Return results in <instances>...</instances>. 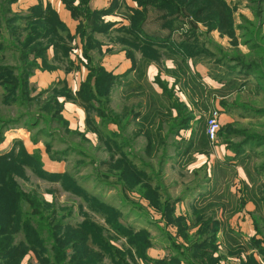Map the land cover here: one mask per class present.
Masks as SVG:
<instances>
[{"label": "trees", "instance_id": "obj_1", "mask_svg": "<svg viewBox=\"0 0 264 264\" xmlns=\"http://www.w3.org/2000/svg\"><path fill=\"white\" fill-rule=\"evenodd\" d=\"M18 1L0 0V37L2 38L0 49L4 48L7 42L14 45L17 43L19 49L16 55L20 66L16 67L21 70L22 66L27 70H21V74L16 76L13 74L14 66L0 64V86L4 89V103L11 105L12 100L16 101L19 98L20 103H25L23 98H26L27 102L32 104L41 97L45 90L35 96L27 95V89L32 90L28 80L29 70L35 67L43 69L37 59L41 58L47 65L50 49L54 51V59L62 63L67 61L69 65L67 73L74 69L79 70L83 63L88 73L80 82L79 88L74 91L68 87L66 96L58 93L53 95L52 92L53 96H50L42 109L44 112L50 111L53 118L50 119L51 121L57 119L67 132L81 135L82 140L90 142L87 139V132L91 131L96 135L99 144L103 145V150L108 153V159L104 160L106 169L118 177L125 189L133 193L137 192L148 200L149 205L162 216L165 228L161 227V229L168 231L172 228L176 231L174 235L168 233L171 232L170 230L166 233L171 245H177L180 250H176L177 253L173 254L170 260H158L157 264H179L178 260L184 261L185 264H193L185 258L186 252L191 258L196 259V264H217L218 259L214 258L212 253L206 256V251L209 246V249L215 248L211 243L214 242L221 227L216 218L217 209L220 205H224L218 199L225 191L231 193L230 187L227 190L226 187L220 191L218 189L216 193L210 192L208 195L210 203L207 206L195 207L197 211L194 213L195 220L190 223L185 214L177 213L176 204L182 198L180 196L173 198L163 193L161 167L160 172L154 174L152 165L144 162L140 155L131 150L135 140L144 136L146 142L143 150L150 156H157L158 152L162 157L172 145H177L180 157L193 156L191 161L194 160L195 153L210 154L208 136L197 128L199 118L193 108L199 109L201 104L205 108L209 107L208 104L215 99L216 92L220 96L219 103L227 107L229 102L224 98L229 93H224L226 90L236 89V78L233 75L235 73H231L232 69L228 67L227 72L229 71L230 74L224 81L223 92L219 86L217 89L220 92L211 91L209 88L206 90L201 74L192 69L194 64L191 61L194 62L195 59L204 56L210 57L211 53H203L202 50L196 52L194 50L196 41L176 44L170 40L147 35L143 31V23L147 15V7L151 6L172 13H180L182 9L187 11L191 8L198 15L212 17V23L220 25L222 18L219 15V8L224 2L214 0V5L211 0H134L136 6L126 8L128 23L118 27L117 21L106 20L104 16L118 9L121 5L120 0H112L110 6L104 9L93 8V0H62L73 19L78 22L76 33L72 35L68 25L51 3L44 4L43 1H39L28 9L18 12L12 7ZM174 23L176 20L164 23L163 26L166 25L174 30ZM114 32L120 33L114 41L122 45L127 56L132 60V67L124 74L108 71L98 58V55H101L102 41L97 38V34L110 36ZM9 37H16L15 43L14 40L10 41ZM76 39H79L80 43L74 46L73 42ZM76 47L82 48V56L77 54V57L73 58L72 51ZM166 59H172L176 63L175 74L183 81L184 89L188 91L189 103L181 100L174 88H169L168 84L159 77L157 80L162 88L161 93L148 80L147 69L150 64H161ZM237 61L241 60L237 59ZM241 63L245 62L241 61ZM247 63L249 68L263 67L261 61H247ZM220 64L219 61L216 63L214 61L209 67L212 69ZM132 72L135 73V78H129ZM122 79H126V102L120 111H116L110 106V96L113 87L121 83ZM62 97H66V101L61 100ZM68 101H73L84 108L88 131L82 132L69 127L70 124L62 113L65 102ZM241 105L245 106V104ZM20 118L21 116L11 120L0 116V127H8L11 121H18ZM110 124L117 126V129H110ZM131 125H134V128L129 130ZM190 129L191 135L183 138L181 131ZM3 134L4 130L1 129L0 140ZM137 158H140L144 166L149 167V171L144 167L140 168L135 161ZM7 159L0 157V258H4V262L1 263L17 264L18 258H24L30 251L35 253L40 264L46 262L105 264L106 259H110L112 264H132L127 258H152L147 253V250L153 246L149 234L138 236L132 234L128 239L125 225L108 219L110 215L107 213L111 211L110 208H107L106 212L104 205L98 206L97 213L106 217L108 227L112 231L126 234L129 248H122L114 240L104 236L102 233L104 228L88 215L82 222H72V211L69 210L70 218L64 216L66 207L56 202H49L44 197L37 198L24 193L17 184L15 175L18 177L24 175L25 162L21 160L10 162ZM114 165L117 166L118 172L112 170ZM59 179L64 181L62 185L65 190H72L88 200V192H81L80 186L74 179L64 176H60ZM224 184L228 186L229 181ZM245 187L249 189L248 184H245ZM228 196L230 198L227 202L228 206H234L232 203H237L235 195L231 193ZM214 200L216 201L213 202ZM192 229L195 233H190ZM180 239L182 243L179 242ZM6 258L10 259L6 260ZM262 259L264 261V258ZM248 261L250 264H262L253 256L249 257Z\"/></svg>", "mask_w": 264, "mask_h": 264}, {"label": "rangeland", "instance_id": "obj_2", "mask_svg": "<svg viewBox=\"0 0 264 264\" xmlns=\"http://www.w3.org/2000/svg\"><path fill=\"white\" fill-rule=\"evenodd\" d=\"M211 1L215 5L214 0ZM221 1L224 5L219 8V15L222 18L220 25L213 24L212 17L198 15L191 8L187 11L182 9L180 13H172L151 6L147 7V15L143 23V31L147 35L170 40L176 44L196 41L197 44L194 43L196 52L202 50L203 53H211L210 57L204 56L195 59L194 62L191 61L215 81V89L210 83L205 82L206 90L209 88L211 91L220 92L227 75L230 74L229 71L227 72L228 67L232 69L231 73H235L233 75L236 78V89L226 90L224 93H229L224 98L229 102L227 107L218 102L220 96L216 92L215 99L208 104L209 107L205 108L201 104L195 112L199 118L197 128L206 135L207 121L211 112L215 109L220 112L221 131L214 140L207 138L210 154L195 153L194 160L191 161L193 156L180 157L177 145H172L164 156L161 157L158 152L157 156H150L143 150L146 142L144 136L135 140L131 151L136 152L144 162L152 165L154 174L160 172L161 167L163 193L173 198L178 196L182 198L176 204L177 213L185 214L190 223L195 220L194 213H197L195 207L207 206L210 203L208 200L210 192L216 193L218 189L220 191L226 187L227 190L230 187V192L235 195L237 203L228 206L227 202L230 201L228 195L231 193L227 191L218 199L224 204L217 209L216 218L221 227L214 242L211 243L215 248L207 247L206 256L212 253V256L218 259L217 264H250L249 257L264 258V0ZM120 10V13L126 16L127 9L124 5ZM174 20H176L174 30L166 25L163 26L164 23ZM15 38L9 37V40H14L15 43ZM109 38L116 39L113 35ZM102 39L105 41L106 37L102 36ZM5 45L0 49V64L14 66L13 74L18 76L21 70L27 68L21 66L20 70L16 67L19 65L16 55L19 49L17 43L14 45L7 42ZM101 55H98V58H101ZM76 57L77 55H73V58ZM236 58L245 63L237 61ZM256 60L261 61L263 67H247L249 65L247 61ZM214 61L215 63L219 61L221 64L212 70L209 64ZM37 62L43 69L35 67L29 70L28 80L33 88L29 85L32 90L28 88L27 95L35 96L45 91L32 104L27 102L26 98H23L25 103H20L19 98L16 101L12 100L11 105H6L4 89L0 86V116L11 120L21 116L18 121H11L8 127H0V130H4L2 141L0 140V157L8 158L10 162L11 160L25 162L24 175L22 177L15 175L20 189L28 195L44 197L49 202H56L66 207L64 216L70 218L69 210L72 211V222H82L88 215L104 228L102 232L104 236L114 240L122 248H129L126 234L112 231L108 227L106 217L97 213V207L104 205L106 212L107 208L111 209L107 213L110 215L108 219L125 225L128 239L132 234L137 236L149 234L153 246L147 250V253L152 258H127L132 264H157L158 260H170L172 255L177 253L176 250L180 249L177 245H171L166 232L170 230L171 232L168 233L174 235L176 231L172 228L168 231L163 230L165 223L162 222V216L149 205L148 200L137 192L133 193L125 189L118 177L106 169L104 160L108 159V153L103 150L104 146L99 144L96 135L91 131V133L87 132V139L90 142L82 140L81 135L67 132L57 119L51 121L53 118L50 111L44 112L42 109L50 96L57 93L64 96L68 87L79 85L83 67L80 66L81 72L72 77L66 72L69 67L67 61L62 63L52 55L51 58L48 56L47 65L41 58H38ZM85 70L84 73H88V70ZM218 86L220 90L217 89ZM117 88L119 87L114 86L112 89V91L115 89L114 109L121 107L124 102V96L119 95ZM112 91L110 99H112ZM66 99V97L61 98L64 101ZM222 113L224 117H221ZM64 115L68 122L70 121L71 129L80 127L83 129L84 125L82 132L88 131L84 120L81 122L76 110H65ZM133 128L134 125H131L129 130ZM187 136L188 133H183V138ZM216 146H224L225 152L218 153ZM202 160L204 161L201 163ZM135 161L140 168L144 167L149 171V167L144 166L140 158ZM112 170L118 172L117 166L114 165ZM60 176L74 179L80 186L81 192H88V200L72 190H65L62 185L64 181L59 179ZM226 181H229L230 186H225ZM245 184H248L249 189ZM190 233H195L194 229ZM179 242L182 243L181 239ZM94 246L97 248L96 245ZM185 258H188L190 263L196 264V259L191 258L188 252ZM8 259L10 258H6ZM1 262H4V258H0V264H4ZM178 263L185 264L180 260ZM17 264L40 263L35 253L30 251L24 258H18ZM46 264L50 263L46 262ZM105 264L112 262L106 259Z\"/></svg>", "mask_w": 264, "mask_h": 264}, {"label": "crops", "instance_id": "obj_3", "mask_svg": "<svg viewBox=\"0 0 264 264\" xmlns=\"http://www.w3.org/2000/svg\"><path fill=\"white\" fill-rule=\"evenodd\" d=\"M39 1H43L44 4L51 3L53 5V7L58 11L61 19L68 25L72 35H74L76 33V27H77L78 22L75 19H73L70 10H68L65 7V4L63 3L62 0H19L12 7L15 11L21 12V11L28 9L30 6L38 3ZM130 1H131V3H130ZM111 3H112V0H93L92 1L93 8H96V9L108 8ZM134 3H135L134 0H120L121 5H119V8L116 9L111 14L106 15L104 17L106 18V20L117 21L118 23L116 24V26H118V27L121 26V24H123V23H128V21L125 19L126 16H124L123 14L120 13V11H121L120 8L123 5L126 8L127 7H135L136 3L135 4ZM111 35H113V37L114 36L118 37L120 35V33L114 32V33H111ZM102 36L106 37L105 41L102 39ZM97 38L102 41V47H101L102 48L101 49L102 55L100 58V62L108 71H112L115 74H124L125 72H127L132 67V60L127 56L126 50L122 47V45L120 43L115 42L114 40L109 38V35H105V34H97ZM77 43H80L79 39L74 40L73 45L75 46ZM77 54L82 56V48L76 47L73 49L72 56L73 55L76 56ZM52 55H54V51H53V49H50L49 50V57L51 58ZM81 66L83 67L84 71L86 72L85 69H87V68L83 65V63ZM82 67H80V68L82 69ZM192 69L201 74L204 82L210 83L211 87L215 88V81L212 78H209L208 74L205 71L198 69L197 66H195V65H192ZM176 70H177L176 63L172 59H166V60L162 61L161 64H157V63L150 64V66L147 69V77H148V80L150 81V83L155 87V89L159 93L162 92V88L159 86V83L157 80L158 77L163 82L167 83L169 88H174L176 94L180 97L181 100H184L185 102L189 103L188 91H186V89H184L183 81L179 77L176 76V74H175ZM58 71H60V70H58ZM84 71L81 72L80 70L75 69L74 71L69 72L68 75L74 77L75 75H77V73L81 72L82 77H80V81H83V78L86 77V75H87V73L85 74ZM131 77L135 78L134 72H132L129 75V78H131ZM79 85H80V83H79ZM79 85L74 84L72 87L71 86L70 87L74 91H76L79 88ZM115 87H119V88H117L119 95L124 96V102L121 105V107H122L125 103V99L127 96V93L125 92L127 90L126 79H122L121 83H119ZM113 91H112V99H111L110 106H111V108L114 109V107H113V94H114V92ZM218 102H219V100H218ZM65 107H66V109H64V111L65 110H69V111L76 110L77 114L80 115L81 122H83V120L85 122L86 114H85V110H84V108H82V106H80V105L78 106L77 103H75L73 101H71V102L68 101V102H65ZM121 107L115 108V110L120 111ZM193 109H194V112L198 111V109H195V108H193ZM64 111H63V114H64ZM64 117L67 119V117L65 115H64ZM221 117H224L223 113L221 114ZM70 127H71V123H70ZM109 127H110V129H117V126H115L114 124H110ZM83 129H84V125H83ZM83 129L80 127L78 130L83 131ZM183 133H188V135L190 136L192 133V130L190 129V130L181 131V136H183ZM189 136H187V137H189ZM215 149L218 153H221L222 151L225 152L224 146H216ZM203 161L204 160H202L201 163ZM256 259L259 262H261L262 264H264V261L262 258H256Z\"/></svg>", "mask_w": 264, "mask_h": 264}, {"label": "built area", "instance_id": "obj_4", "mask_svg": "<svg viewBox=\"0 0 264 264\" xmlns=\"http://www.w3.org/2000/svg\"><path fill=\"white\" fill-rule=\"evenodd\" d=\"M219 113L220 112L215 109L211 112V115L208 118L206 133L210 140H214L220 130Z\"/></svg>", "mask_w": 264, "mask_h": 264}]
</instances>
